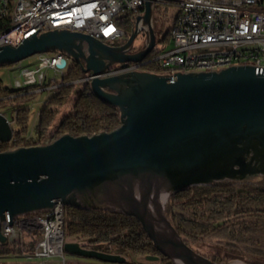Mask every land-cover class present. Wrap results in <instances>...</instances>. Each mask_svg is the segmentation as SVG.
Instances as JSON below:
<instances>
[{"label": "water", "instance_id": "water-1", "mask_svg": "<svg viewBox=\"0 0 264 264\" xmlns=\"http://www.w3.org/2000/svg\"><path fill=\"white\" fill-rule=\"evenodd\" d=\"M154 1L147 0L122 46L54 30L19 46L0 47V67L59 53L56 65L63 69L70 57L84 74L94 76L92 93L117 108L121 121L110 133L66 134L50 144L0 153L1 244H8L2 233L6 223L63 204L136 218L161 254L142 257L147 262L163 257L173 264H224L188 247L165 207L171 196L189 188L264 176V76L245 65L174 77L142 70L100 77L115 65L144 66L170 33L172 25L158 41ZM142 32L146 43L136 51L134 42ZM13 138L12 124L0 113V143ZM64 252L104 263L127 262L122 255L87 249L77 241H66Z\"/></svg>", "mask_w": 264, "mask_h": 264}, {"label": "built area", "instance_id": "built-area-1", "mask_svg": "<svg viewBox=\"0 0 264 264\" xmlns=\"http://www.w3.org/2000/svg\"><path fill=\"white\" fill-rule=\"evenodd\" d=\"M146 2L0 0V20H5L8 25L0 33V47L19 46L33 35L39 36L54 30L82 33L111 43L127 41L121 23L127 14H133L135 18L141 15ZM157 3L171 5L175 12L170 31L173 48L165 53L159 51L160 54L154 59H146L144 66L157 62L162 74L174 77L177 73L213 72L250 65L255 68L256 75L264 76V10L259 8L263 0H155L154 5ZM48 8H55V15H48ZM38 56L40 67L36 70L20 69L23 80L15 79L13 90L38 91L46 87L44 69L62 77V83L56 84L57 90L69 84H90L94 77L87 73L75 83H64L65 70L69 68L68 59L65 68L60 69L56 63L61 54L41 53ZM144 66L130 63L124 68L112 67L100 77L131 73ZM65 208L63 204H57L52 210L46 211V216L30 219V222H23V216L18 217L12 225H3L2 233L9 244L15 245L23 236L41 231L42 235L38 239L21 241L23 245L34 240L36 242L35 250L29 258L43 260L38 264H66ZM48 258H60L62 261H44Z\"/></svg>", "mask_w": 264, "mask_h": 264}, {"label": "trees", "instance_id": "trees-1", "mask_svg": "<svg viewBox=\"0 0 264 264\" xmlns=\"http://www.w3.org/2000/svg\"><path fill=\"white\" fill-rule=\"evenodd\" d=\"M162 7H165V17L169 10H173L171 5L159 4L155 6V12L159 13ZM174 17L167 15V21L169 20L172 26ZM135 19L133 14H127L121 23L127 39L134 31ZM160 22V18L155 17V32ZM7 27V22L0 20V33ZM167 42H170V33L166 34L162 43ZM159 54V51L154 50L147 60L154 59ZM141 70L162 74L157 62H150ZM84 76L81 67L74 63L64 75L63 81L67 84L75 83ZM33 90L35 92L31 93ZM75 90V84L64 85L44 104L35 126L38 137L36 142H31L29 137L31 109H19L12 126L14 138L9 144L0 143V153L21 147L50 144L66 134L73 137L92 136L101 132L110 133L120 127L119 110L97 99L91 91L90 84L87 83L78 90L71 113L49 135L59 109L66 105ZM36 92L37 89L13 90L4 87L0 78V106L33 96ZM165 212L188 247L194 249L196 245L216 243L218 246L224 244L228 250L225 254L216 252L204 256L205 258L224 264L232 261L264 264V190L253 188L241 190L235 183L193 187L171 196ZM65 221L67 239L84 238L94 242L109 243L111 247L106 253L124 252L141 257L161 256L134 217L66 207ZM35 244V241L25 244L29 248L24 250L22 245L0 243V258L25 253L33 254ZM247 256L251 259L248 260ZM162 261L173 264L167 258Z\"/></svg>", "mask_w": 264, "mask_h": 264}, {"label": "rangeland", "instance_id": "rangeland-1", "mask_svg": "<svg viewBox=\"0 0 264 264\" xmlns=\"http://www.w3.org/2000/svg\"><path fill=\"white\" fill-rule=\"evenodd\" d=\"M163 4V3H157L155 6ZM259 8L264 10V0H263V5H261ZM160 12L157 13L155 12L154 8V18H160L161 22L158 25V28L156 29L158 41L162 39V36L164 34V31H167L170 26V21H167V15L174 16V11L169 10L168 13L166 14V17L164 16L165 13V7H162ZM126 43L125 40H120L116 41L114 43L107 42V45H114V46H122ZM146 43V36L145 33H140L137 37V39L134 42V50L139 51L143 48V46ZM173 48V44L171 42L167 43H157L155 50L160 51V52H167ZM68 59V64L69 68L74 64V61L70 57H66ZM17 65V64H16ZM12 65L8 67H3L0 68V78L2 79L3 86L8 87L12 89V85H14L15 79H19L20 81L23 80V77L21 78V70L20 69H29V70H36L37 68L40 67V61H39V56L35 55L32 56L21 63H19L17 66ZM69 68L65 70V74H67ZM114 68H120L119 65H115ZM44 72L46 73L47 79H46V87L40 88L35 95L29 96L27 98L20 99L19 101H14V102H8L3 106H0V113H2L14 126V118L16 115V112L21 109V108H29L31 109V132L29 137L31 138V142H36L38 139L37 137V131L35 130V126L38 120V115L40 110L43 108L44 104L51 98L53 97L56 92H57V85H60L62 83V77L61 76H55L54 72L49 71L47 69H44ZM56 78V81L54 82L53 79ZM81 85L76 86V90L72 94L70 100L66 103L64 107L59 109V113L56 116L54 123L52 124L50 130H49V135L52 134L58 126L61 124V122L64 120L65 117H67L74 106L75 100L78 96V90L81 88ZM35 91H31V93H34ZM220 184H228L227 182L220 183ZM235 185L239 186L241 190L243 188H253V189H260L264 190V176H257L253 177L250 179H247L242 182H236ZM169 202V200H168ZM166 203V206L168 204ZM42 232L41 231H36L33 235H28V236H23L21 241L24 240H31L33 239H38L41 237ZM34 240V241H35ZM77 241L81 246L95 250V251H101V252H106V250L111 247L109 243H100V242H94L91 241L90 239H82V238H77V239H66V241ZM19 242L17 246L24 247V250H27L29 248L28 245H23L22 242ZM22 243V244H20ZM195 252L200 254L201 256H207L210 254H215L216 252H220L221 254H225L228 252V250L225 248L224 244L218 246V244H202V245H196L193 249ZM118 254L122 255L123 257L126 258L127 262L126 264H166L163 261L161 262H147L144 258L141 256H134V255H129L125 254L124 252H118ZM29 256H32V254H21V255H16V256H10L7 258H0V264H38L40 263L41 259L38 258H29ZM65 261L66 264H100L97 260L94 259H87L79 256H74L65 253ZM248 260L251 259V257L247 256L246 257ZM47 262H52L55 260L62 261V259H54V258H48L44 259V261ZM235 262H242V261H232V263ZM244 263V262H242ZM245 264V263H244Z\"/></svg>", "mask_w": 264, "mask_h": 264}, {"label": "bare ground", "instance_id": "bare-ground-1", "mask_svg": "<svg viewBox=\"0 0 264 264\" xmlns=\"http://www.w3.org/2000/svg\"><path fill=\"white\" fill-rule=\"evenodd\" d=\"M48 15H55V8H48ZM103 42H109V41H103ZM112 46H114V45L112 44ZM93 78L94 77H92V80H93ZM165 199H166V197H162L160 199V202L164 203ZM44 216H46V211L34 213V214H31V215H28V216H23V222H30V219L43 218ZM233 264H241V263L236 262V263H233Z\"/></svg>", "mask_w": 264, "mask_h": 264}, {"label": "flooded vegetation", "instance_id": "flooded-vegetation-1", "mask_svg": "<svg viewBox=\"0 0 264 264\" xmlns=\"http://www.w3.org/2000/svg\"><path fill=\"white\" fill-rule=\"evenodd\" d=\"M104 44H107V42H104ZM164 258L162 257V260H163Z\"/></svg>", "mask_w": 264, "mask_h": 264}]
</instances>
